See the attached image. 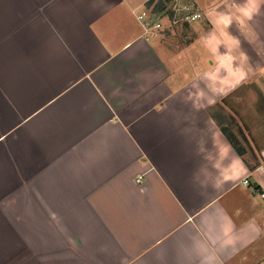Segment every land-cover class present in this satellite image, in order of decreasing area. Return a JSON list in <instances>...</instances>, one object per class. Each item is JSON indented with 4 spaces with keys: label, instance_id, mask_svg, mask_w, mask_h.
<instances>
[{
    "label": "crops",
    "instance_id": "crops-1",
    "mask_svg": "<svg viewBox=\"0 0 264 264\" xmlns=\"http://www.w3.org/2000/svg\"><path fill=\"white\" fill-rule=\"evenodd\" d=\"M149 1L0 0V264H263L264 0Z\"/></svg>",
    "mask_w": 264,
    "mask_h": 264
},
{
    "label": "built area",
    "instance_id": "built-area-1",
    "mask_svg": "<svg viewBox=\"0 0 264 264\" xmlns=\"http://www.w3.org/2000/svg\"><path fill=\"white\" fill-rule=\"evenodd\" d=\"M159 1L162 5L155 9ZM202 17V11L190 0H155L136 14L144 35L189 26L202 20Z\"/></svg>",
    "mask_w": 264,
    "mask_h": 264
},
{
    "label": "rangeland",
    "instance_id": "rangeland-1",
    "mask_svg": "<svg viewBox=\"0 0 264 264\" xmlns=\"http://www.w3.org/2000/svg\"><path fill=\"white\" fill-rule=\"evenodd\" d=\"M182 27H183V29L181 28V26L180 27L178 26L174 31L176 34L173 36L176 39H180V40L185 39V41H186L187 36L185 33L187 30H189V28H186V26H182ZM171 30H174V29H171ZM254 78L261 79V76L258 75L257 77H254ZM248 89H246V90L249 92H254V91H251V89H249V90ZM253 103L257 104L258 108L260 110L264 111V89L259 88L258 95L255 98H253ZM253 103L248 101L247 105L250 104L252 106V105H254ZM244 106H246V105H244ZM238 111H240V110L238 109ZM244 111H246V110L243 109V111H242L243 112L242 115L245 114V115H243V116H245L244 119H234L233 117L230 116L228 123H226V126H225V128L228 129V131L236 137L237 144H239V145H240L239 139L237 138V135H235L237 132H239L240 134H244V136H247L248 138H250L251 137V131L250 130L253 127V125L256 127L257 123H258V128L260 127L259 129H264V117L262 119L260 118L259 120H253V119H251L250 112L246 113ZM247 111H250V110L248 109ZM261 127H263V128H261ZM246 132H248V133H246ZM252 143H255V141L252 140Z\"/></svg>",
    "mask_w": 264,
    "mask_h": 264
},
{
    "label": "trees",
    "instance_id": "trees-1",
    "mask_svg": "<svg viewBox=\"0 0 264 264\" xmlns=\"http://www.w3.org/2000/svg\"><path fill=\"white\" fill-rule=\"evenodd\" d=\"M155 0H150L147 4V6H150L151 4L154 3ZM161 2L159 1L157 4H156V7L155 9H158L161 7ZM222 132L224 133V135L226 136L227 140L229 141V143L231 144V146L239 153V150H238V146H237V141H236V137L230 133L228 131V129H222Z\"/></svg>",
    "mask_w": 264,
    "mask_h": 264
}]
</instances>
